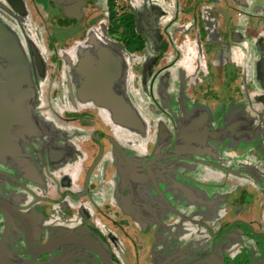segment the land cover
<instances>
[{
    "label": "flooded vegetation",
    "instance_id": "flooded-vegetation-1",
    "mask_svg": "<svg viewBox=\"0 0 264 264\" xmlns=\"http://www.w3.org/2000/svg\"><path fill=\"white\" fill-rule=\"evenodd\" d=\"M99 1L0 0V24L17 43L22 57L20 60L11 58L16 64L6 61V57H0V200L10 204L6 201L7 189L22 195L25 187L33 189L32 194H26L31 200L32 210L29 214L19 210L22 219L17 221L6 211H0V235L3 231L17 233L14 247L24 250H30L28 236L36 245L63 235L85 237L97 242L109 258L104 259L98 251L87 246L63 244L60 257L54 248L53 251L49 249L54 264H199V256L203 259L200 260L201 264H231L233 260L227 261L228 257L235 258L247 253L240 241L233 244L229 239L240 240L243 235L255 237L251 234L252 230L246 233L242 228L236 229L235 232L243 233L238 237L234 231L230 236L227 232L231 244L222 246L219 240L216 248L207 235L203 238L191 228V235L199 240L198 246L183 248L176 253L177 244L172 243V238L169 243L170 246L175 245V249L169 251L168 245L165 252L160 230L133 225L135 219L140 218L139 215L133 212L127 215L129 212L117 210V201H111V197L104 198L109 199L107 208L113 211L98 210L97 202L100 200L97 199L100 196L94 191L111 188L114 194L116 167L118 165L119 169L124 163L109 139H114L129 157L136 152L118 141L132 133L127 129L129 126L120 125L121 118L113 115L111 107L116 106L120 110L127 106L132 108L123 73L129 62L124 56L131 53L142 59L140 51L145 48L128 51L118 38L119 22L113 30L115 37H110L109 41L102 40L99 11L102 6L110 8L114 21L123 13L134 14L132 20L140 30V36L147 25H137V22L141 23L151 14L145 0H103V4ZM224 2L229 5L228 0ZM178 6H181L182 19L186 22L195 16L192 1L186 4L180 2ZM189 12L192 15H188ZM243 14L237 15L242 17ZM246 16L250 20L256 17L250 14ZM151 19L154 20L153 16ZM262 27L253 28L261 33L259 38L264 39ZM252 35L247 37L251 38ZM38 40L42 43V49L37 46ZM252 41L257 42L253 37ZM13 70L16 73L14 77L10 74ZM64 76L67 77L65 86L69 90L73 109L67 105L56 108L51 103L53 97L62 96ZM92 95L97 100L92 99ZM1 119L7 121L3 127ZM75 122L78 124L75 125ZM75 135L79 137L80 145L74 142ZM174 139L175 143L172 144ZM180 141V132L175 131L170 142L166 141L158 153L163 156L181 153L179 149L183 145L179 144ZM186 146L191 148V145ZM137 152L144 153L141 149ZM73 171L77 172L76 180L70 178ZM83 198H86V202H82ZM14 204L17 205L16 202ZM91 207L96 212L88 211ZM96 213L106 216L114 228L101 223ZM156 216L158 218L149 215L147 223H161L162 215ZM118 221L125 227H119ZM121 237L132 243L137 242L134 249L140 253L134 250L137 257L134 263L126 259L128 249ZM195 238L192 237L190 241H195ZM149 239H153L152 242ZM202 248L209 249L210 255L202 251L200 255L196 254V249ZM216 250L219 254L211 256ZM167 253L173 255L172 261L166 259ZM46 257L41 255L42 259ZM247 261L245 258L242 264ZM257 262L254 264H261Z\"/></svg>",
    "mask_w": 264,
    "mask_h": 264
},
{
    "label": "rangeland",
    "instance_id": "rangeland-1",
    "mask_svg": "<svg viewBox=\"0 0 264 264\" xmlns=\"http://www.w3.org/2000/svg\"><path fill=\"white\" fill-rule=\"evenodd\" d=\"M145 1L151 14L141 23L137 22V25L147 26H144V31L142 30L144 34L139 36L137 33L136 38L137 42L141 40L146 44L140 51L142 59L129 53L128 56H124L129 66L127 70L123 69L132 108L144 126H129L127 129L132 136L128 134L121 139L117 135V138L124 147L144 151L142 154L145 155L137 157L144 159L160 155L158 152L164 143L170 142L175 131L180 132L181 143L185 146L191 145V148L179 149L181 153L186 154L185 156H166L156 160V163L166 169L165 172L160 170L162 171L160 177L167 181L163 189L167 197L172 198L171 206L181 203L182 206L179 205L177 209L182 208L183 211L199 215L202 220L199 231L204 232L202 237L208 236L210 243H215L217 248L222 235L217 233L234 231L228 228L230 224L226 218L235 210H239L234 205L240 201H236L237 198L233 194L236 191L239 193L243 186L241 182L244 180L241 181L238 175L241 174L240 171L253 166L256 169V176L264 182V98L262 94L256 99L254 91L257 89L252 84L262 81L264 85V65H261L263 70L252 66L256 56V59L259 57V61L264 59V39L259 38L261 33L253 28L258 26L264 28V0L244 2L228 0L229 5L224 0H192L196 13L188 22L182 19L184 14L178 5L180 2L186 4L191 1L177 0L178 3L174 0ZM99 3L103 4V0ZM242 12L244 13L242 17L237 15H242ZM99 13L100 27L103 30L101 38L107 41L110 37H115L113 30L118 22L124 23L127 20V25H132V19L135 18L134 14L126 16V13H123L122 15H125L123 17L121 15V20L118 18L114 21L110 8L105 6H102ZM248 14L256 15L253 17L255 21L248 19L246 16ZM188 15H192L191 12ZM137 30L140 32L138 28ZM147 30L151 33L148 34ZM251 34L257 42L252 41V37H247ZM37 46L41 49L43 47L39 40ZM228 55L231 63L226 59ZM234 64L235 67H232ZM66 79L65 76L62 78L61 98L53 97L51 103L56 108L67 105L73 109L69 90L65 86ZM219 80L221 81L218 83ZM258 92L262 93L260 89ZM6 122V119H1L2 127ZM203 132L206 133L203 141L191 139L192 136L201 135ZM187 133L190 134L188 138ZM73 140L80 145L77 135L73 136ZM127 141L130 143L127 144ZM135 155L133 153V156ZM205 166L210 171L199 170ZM213 175L215 176L212 177ZM70 176L71 180H76L77 172H71ZM172 177L175 179L174 184L180 188L179 191L170 182ZM246 179L249 180L247 177ZM169 185L174 187V196L167 193L168 189L172 190ZM188 185L189 188L184 189ZM190 185L191 187L198 185L199 189L203 186L201 192H197L199 196L195 197L198 200L194 202L191 199L192 194L190 195ZM118 188L119 184H116L114 194L111 188H99L94 194L100 196L102 200L105 196L111 197V201H117V210L129 212L127 215L138 212L140 218L133 220L136 227H138L136 224L143 226V229L148 227L149 223L146 221L148 216L152 212L160 211L159 206L163 205V211L171 213L169 211L171 208L160 201L162 199L149 201L150 196L156 195V190L153 188L143 190L144 182H138L131 177L127 179L123 188L124 195L128 197L123 198L128 202L123 203L125 207L119 204L121 200H118L120 196ZM213 188L216 190H209ZM251 192L253 193V190ZM259 204L264 207V197ZM164 213L162 212V217ZM118 224L121 225H118L119 227H125L120 221ZM234 233L236 237L243 234ZM180 235L182 234L179 226L177 230L172 228L163 230L161 239L165 244L164 250L170 246L169 241L172 238L174 239L172 243L177 244L176 253L183 249L184 243H188V249L194 245L198 246L199 240L191 242L188 237ZM248 239L250 242L253 240L251 236L243 235L240 242L247 243ZM149 240L152 242L153 239ZM229 241L237 244L239 240L237 238ZM229 241L225 239L221 245L231 244ZM172 248L175 249V245L170 246L169 251ZM200 251L210 255L209 249L202 248ZM211 254L214 257L219 251H213ZM165 255L166 259L172 261V254ZM238 257H228L226 260L234 261Z\"/></svg>",
    "mask_w": 264,
    "mask_h": 264
},
{
    "label": "water",
    "instance_id": "water-1",
    "mask_svg": "<svg viewBox=\"0 0 264 264\" xmlns=\"http://www.w3.org/2000/svg\"><path fill=\"white\" fill-rule=\"evenodd\" d=\"M4 29L5 28L1 25L0 26V57H6V61H13L16 64L17 62L11 58L14 57V58H17L18 60H20L22 58L21 55L19 54L20 48L17 45V43H15V41L11 37V35L7 32L9 34V36L11 37L10 38L6 34V32H4ZM261 65L262 66L264 65V59H261L259 69L263 68V67H261ZM10 74L14 77V75L16 73L13 70L12 72H10ZM12 82L16 83V81H14V80ZM91 98L94 100H97V98L94 97V95H92ZM111 111L113 112L114 116H116L117 118H121L122 123L120 125H122V126L127 125V126L139 127V126L143 125L141 120L138 119L136 113L134 112V110L130 106L129 107L127 106V108H125L123 110H120L116 106H112ZM205 138H206L205 132H203L201 135H198L195 137V139L198 141H203ZM109 140H110L111 145L118 151V153L120 154V156L123 158V161H124L122 167H120V168H122L121 170H120V168L118 169V167H119L118 165L116 167V172H115L116 182L118 184H122L124 186V184H126V181L129 177H131L135 180H138V182H144V188L145 189H143V190H148V189H152V188L154 190H156V195L150 196L149 201L155 200V199H158V200L162 199V200H160L162 202V204L171 208V210H169V211H171V213H169L168 211L167 212L163 211V205L159 206L158 209L160 211H157V212H159L161 215H162V212L163 213L165 212L166 215L160 219L161 223H159V222L155 223L154 222L152 224L153 226L151 224H148V227H151V229H153V231H155L156 229H159L160 234H162L163 230H166L169 228H172L173 230H175V228L179 226L180 232L182 234L180 236H183L184 238L188 237V239H190V240H192L191 239L192 237L193 238L196 237L195 235L194 236L191 235L192 234V233H190L191 230H196V232L198 234L203 236L204 232L199 231V228L202 225V220L199 218V215H195L193 213H188L186 211H183L182 208L177 209V207L179 205L182 206L181 203H175L174 206H171L172 198L167 197L166 191L163 189L164 185L167 183V181H164L163 177H160L162 174L161 173L162 171H160V170H163V172H165L166 169H165V167L163 169V167H161V165L159 163H156V160L160 159L161 157H166V156H168V157H172V156L173 157L174 156L180 157V155H184V154L183 153L182 154H176V155L171 154V155L163 156L160 153V156L156 155L153 158L149 157V158H144V159H138L137 157H140V156L145 155V154H140L139 152L136 151V152H134V154H136L135 156L129 157L128 155L125 154V152L123 151L121 146L114 139L110 138ZM173 143H175V139L173 140L172 144ZM179 144L183 145L181 143V141ZM184 146L185 145H183V147ZM185 147H187V146H185ZM4 174H6V173H4ZM172 178H171L170 182H172L173 183L172 185L174 186L175 185L174 184L175 179H174V177H172ZM263 183L264 182H262L261 180L259 181V184L262 187H264ZM148 184H149V186H147ZM172 185H169L170 188H172V190L169 191V189H168L167 193H169V195L173 194V196H174L175 192L173 189L175 186L173 187ZM32 192H33V189H31L30 187H25V193L23 195L16 193V191L13 189L12 190L7 189L6 190V196H7L6 201H9V203L11 205L10 204L8 205L7 203L0 200V211H2L4 213L6 211L7 214L11 215L17 221L20 220V218L22 219V215L19 212V210H21L23 214H29L30 211L32 210L31 209L32 208L31 207V200L29 199L28 196H26V194L30 195V194H32ZM158 200L155 201L156 207L158 206ZM15 202L17 205L14 204ZM151 203H153V202H151ZM170 226H172V227H170ZM228 228H226V229L228 230ZM189 229H191V230H189ZM220 233L222 234L220 240H221V243H223V241L227 238V232L222 231V232H219L217 234H220ZM251 234L255 235V237L251 236L253 238V240L251 241L252 243L248 239L249 242L241 244L242 247H244V249H245V253H247V255H248L247 259L249 261H247L248 263H245V264H254L257 261H259L261 264H264V233H262V232H256L255 233L252 231ZM63 236H66V238H64ZM63 236L55 237V238L47 240V241H45L39 245L34 244L32 239H30V237L28 236L30 250H24V249L19 248V247H14V245L17 244V242H16L18 239L17 233H11V232L3 231V233L0 235V264H54L51 261V255H49V249L52 250L54 248V250H56V252H57V256L60 257L61 252H62V246L61 245H63V244H78V245L90 247L91 249L98 251L101 255H103L104 259L109 260L108 256L105 254V252L102 250V248L100 247V245L97 242H95L91 239L85 238V237L81 238V237L74 236V235H63ZM195 239H196L195 241L197 242L198 238H195ZM227 241H228V238H227ZM239 241H238V243H239ZM182 246H183V248H187L188 243H184V244H182ZM33 247H34V249H33ZM196 251H197L196 254L200 255V253H201L200 249H196ZM41 255L42 256L47 255V257L42 259ZM39 256H40V258H39ZM200 260H203V259L200 258V256H199L198 261H197V262H199V264H201Z\"/></svg>",
    "mask_w": 264,
    "mask_h": 264
},
{
    "label": "crops",
    "instance_id": "crops-1",
    "mask_svg": "<svg viewBox=\"0 0 264 264\" xmlns=\"http://www.w3.org/2000/svg\"><path fill=\"white\" fill-rule=\"evenodd\" d=\"M131 2L133 3V1H131ZM138 3H140V2L138 1ZM210 11H212V10L210 9ZM256 57L253 60V61H255L254 68L259 69L260 61H259V57L257 59H256ZM226 59H227V61L230 62L231 58L228 55ZM235 65L236 64L232 65V67L233 66L235 67ZM220 81L221 80H219L218 83ZM260 84L262 85L261 81H260ZM260 84L255 82V85H256L255 88H258V86ZM76 124H78V122H75V125ZM187 135L190 136V134H188V133H187ZM195 137L196 136H192L191 139L193 138V140H196ZM199 170L200 171H204V170L210 171V169H208L206 166L204 169L200 168ZM240 172H241V174L239 173L238 175L241 178V181L244 180L241 182L243 184V186H242V189L239 193H237V191H236L237 194L236 193L233 194V196L235 198H237L236 201H240L234 205V207H237V209L239 208V210H235L233 208L235 210L234 213L231 214L228 218H226V221H228V224H230L228 227H230L231 229L233 228L234 232L236 231V229L238 230V229L242 228L243 230H245L246 233H250L251 230L255 231V232L264 233V207L261 206L260 204L258 205V202H260L262 200V198L264 197V187H262L259 184L260 179L256 176V174H257L256 169L253 166H249L246 169L241 170ZM200 173H202V172H200ZM195 174H197V173H195ZM82 176H83V174H81L80 180L82 179ZM214 176L215 175H213L212 177H214ZM246 177L249 178V180H247ZM251 177H252V179L250 180ZM191 185H190V195L192 194L191 199H192V202H194V201L198 200V199H196L197 196H199L197 192L200 193L203 186L201 187V189H199L200 186L196 185V186L191 187ZM174 186H175V189H177V191H179L180 188L178 187V185L175 184ZM186 187L189 188V185L185 186L184 189H186ZM123 188H124V186L122 184H119V188H118L117 192L120 194L118 200L119 201L121 200V201L120 202L118 201V202L120 205L122 204V206L125 207V205L123 203H128V202L123 198H128V197H127V195H124ZM229 189H231V186ZM209 190L214 191L216 189L213 188V189H209ZM252 190H253V193L251 192ZM207 191H208V188H207ZM225 191H227V189ZM97 200H100L99 202H97V208L99 211H101V212L110 211L107 208L108 204H109V203H107V202H109V199L107 197L104 200H102V198H99ZM82 202H86V198H83ZM229 209H230V205L228 206V210ZM88 211L96 212V209H94V207H91V209H88ZM75 212H76V209H74V213ZM133 213H135L137 216L139 215L138 212H133ZM156 215H159V213L156 211L150 213V216H154V217L158 218V216H156ZM95 216L98 217V219L101 221V223L106 225V227L111 228V229L114 228L112 223L103 214L101 215V214L96 213ZM231 232H232V230H231ZM231 232L229 233V236L234 234ZM121 238L124 241V243L127 245V249H128V253H127L128 255H127L126 259L129 261V263H134L135 259L137 258L136 256H134V250H135L134 246H136L135 244H137V242H133L134 243V245H133V243L131 241H129L128 239H126L124 237H121ZM135 251L140 253L139 251H137V249ZM140 257H141V254H140ZM236 257H238V255H236ZM247 257H248V255L241 254V256H239L237 259H235L233 262H231V264H242V262L245 261V258H247Z\"/></svg>",
    "mask_w": 264,
    "mask_h": 264
},
{
    "label": "trees",
    "instance_id": "trees-1",
    "mask_svg": "<svg viewBox=\"0 0 264 264\" xmlns=\"http://www.w3.org/2000/svg\"><path fill=\"white\" fill-rule=\"evenodd\" d=\"M174 2L178 3L177 0L176 1L174 0ZM124 15H122V17ZM126 16H128V15L126 14ZM118 18L121 20V15ZM132 22H133V24H132ZM132 22H131L132 25H127V20H125L124 23L119 22L117 28H119L118 29V38L123 41L125 48L128 51L135 52V51L142 50L145 47V43H144V41H141V40L138 42L136 41V38L138 37V35L140 36V34H139V31L137 30V28L134 26V20H132ZM137 33H138V35H137ZM254 63H255V61H253V65H252L253 67H254ZM258 70H261V69H258ZM258 83L260 84V82H258ZM252 84L254 87L256 86L255 82H252ZM255 89H257L254 91L256 99H258V97L262 94H263V98H264V85L260 84L258 86V88H255ZM259 89L262 91L261 94L258 92ZM251 99H254V98L251 97Z\"/></svg>",
    "mask_w": 264,
    "mask_h": 264
}]
</instances>
